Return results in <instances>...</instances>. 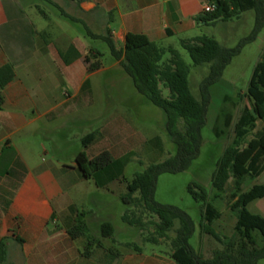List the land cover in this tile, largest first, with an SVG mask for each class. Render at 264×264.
<instances>
[{
	"label": "crops",
	"instance_id": "0c3cea01",
	"mask_svg": "<svg viewBox=\"0 0 264 264\" xmlns=\"http://www.w3.org/2000/svg\"><path fill=\"white\" fill-rule=\"evenodd\" d=\"M210 2L0 0V68L8 65L14 74L12 81L0 88V242L6 244L4 264H71L81 257L85 246L81 238L71 240L68 235L76 219L75 214H66L70 205L67 194L86 180L76 168V156L70 165L40 162V156L56 160L58 145L64 143L69 127L84 120L85 110L93 114L90 98L94 91L85 84L106 69L101 66L88 72L84 58L98 52L94 44L103 41L90 37L86 30L110 38L118 49L123 48L127 35L144 36L162 47L174 40L206 35L210 26L198 20ZM70 48L80 57L66 65L61 54ZM112 67L120 68L116 61ZM98 119L97 113L94 120ZM103 130V135L115 139V145L129 142L130 134L140 136L116 117ZM93 145L85 150L89 159L93 158L89 156ZM233 192L232 188L229 196ZM253 203L254 215L264 219V199ZM99 250L107 253L103 247ZM109 262L172 264L155 255L147 258L142 252L121 254Z\"/></svg>",
	"mask_w": 264,
	"mask_h": 264
},
{
	"label": "trees",
	"instance_id": "16d2710c",
	"mask_svg": "<svg viewBox=\"0 0 264 264\" xmlns=\"http://www.w3.org/2000/svg\"><path fill=\"white\" fill-rule=\"evenodd\" d=\"M212 1L215 4L214 11L202 13L199 23L213 26L229 22L245 12L252 11L254 27L250 35L232 49L223 47L207 35L180 41V47L188 54L191 66L186 64L177 50L161 47L148 41L144 36L127 35L123 48L118 49L110 38L94 36L87 30L86 33L107 45L110 55L131 79L137 93L162 110L166 119V134L175 147L174 154L168 159L150 165L143 172L135 174L132 181L126 183V192L120 196V201L132 210L122 216V221L139 228L141 217L137 215L136 210L140 209L156 217L154 234L160 240L169 239L168 234L177 221L179 227L170 240L169 255L175 264H258L264 260V219L251 214L247 207L257 200L264 199V184L253 185L247 191H243L241 187L245 178L257 179L264 173V126L246 142L257 121L264 124V46L261 60L253 69L245 94L250 103V110L244 109L234 124L232 141L224 148L210 181L213 190L225 193L229 179L233 180L234 192L230 195L229 210L235 217L234 235L224 241L219 239L212 227L221 218V213L211 205L204 189L190 185L188 193L201 205V235H208L221 245V249L212 252L210 259H203L189 246V240L195 233L189 216L178 208L163 206L154 201L159 176L182 173L198 158L202 144L201 131L206 124L210 104V88L220 80L232 59L241 53L243 47L253 43L264 29V0ZM65 17L69 19L68 16ZM79 57L73 48L66 54H61V59L66 65ZM100 57V53L94 52L84 58L88 72L101 68ZM191 67L208 68L207 75L198 86L199 99L190 91L188 79ZM13 77L10 66L0 68V88L5 87ZM163 91L167 93L166 97L163 96ZM223 101L226 103L230 99L225 97ZM230 123L231 116L227 114L223 125L228 128ZM214 132L217 136L216 128ZM95 138L94 133L82 138L83 151L78 153L74 160L77 170L86 180L93 173L106 169L112 163L108 151H103L91 159L86 156L85 150L93 144ZM87 231L86 223L78 218L76 224L68 231V235L71 240H77L84 237ZM100 234L105 239L111 238L113 229L109 224H104L101 226ZM156 238L149 242L156 244ZM17 241L22 243L21 240ZM92 247L93 244L86 243L84 257L92 255ZM97 248L102 249L101 245ZM134 249L135 252L141 253L138 247ZM108 253L111 259L119 257L118 253L113 254L109 250ZM6 255V244L3 240L0 242V264L6 262Z\"/></svg>",
	"mask_w": 264,
	"mask_h": 264
},
{
	"label": "rangeland",
	"instance_id": "374dc122",
	"mask_svg": "<svg viewBox=\"0 0 264 264\" xmlns=\"http://www.w3.org/2000/svg\"><path fill=\"white\" fill-rule=\"evenodd\" d=\"M217 24L220 25L207 27L204 33L223 47L232 49L250 35L254 27V14L248 11L229 22ZM263 46L264 29L253 43L243 47L241 53L232 59L220 80L210 88V104L207 109L206 124L201 131L202 144L198 158L188 170L176 175L163 174L157 179L154 201L163 206L178 208L189 216L195 228L189 246L203 259H210L212 252L221 249V245L214 238L201 235V205L188 193V187L197 185L204 189L211 205L221 213V218L212 227L213 231L221 241L230 239L234 235L235 224V217L229 210L231 202L229 193L233 188V180L231 179L227 184L226 193L213 190L210 181L224 148L232 141L234 124L244 109L250 110V103L245 94L253 69L261 60ZM94 47L101 54L99 60L106 71L92 78L86 85V88L92 87L94 91L90 98L93 106L90 110H93V114H86L88 111L85 110L84 120L78 119L76 125L69 127L64 143L58 145L60 153L57 154L56 160H53L54 156L43 154L40 156V162L57 161L60 164L70 165L73 158L83 151L80 139L94 133L96 138L89 156L94 157L103 151H110L112 157V163L106 169L93 173L89 179L67 194L70 205L66 214H75L76 222L80 218L88 224L87 234L81 238L85 243L84 248L80 250L81 257H77L71 264H110L111 255L108 250L113 254L127 256L137 254L135 247H138L147 258L155 255L175 264L169 257L170 240L174 237L179 223L174 222L168 234L169 239H157L154 234L156 217L139 209L136 213L141 217V226L139 228L129 226L122 221V216L132 209L120 201V196L126 192V183L132 181L135 174L143 172L150 165L165 161L174 154L175 147L165 131V115L162 110L137 93L131 79L121 68L112 67L115 60L105 43L95 42ZM162 47L177 50L186 64L192 65L188 54L181 49L179 40ZM207 69V67H191L189 87L192 95L197 99H199L198 86L207 75ZM163 96H167L165 91ZM225 97L230 101L224 103ZM97 113L99 119L94 120ZM227 114L231 116L228 128L223 125ZM112 117L121 120L127 130L139 134L140 139L130 134L129 142L115 145V139L103 135V127ZM263 126L261 121H257L255 129L248 135L246 142L261 131ZM215 128L217 136L214 132ZM45 147L48 149L49 145L45 144ZM255 183L263 184L264 174L253 183L244 181L242 190L247 191ZM255 206L256 203H252L247 210L251 214H256ZM104 224H109L113 229L111 238L105 239L101 236V226ZM58 226L61 227V223H58ZM152 238L157 239L156 244L149 242ZM86 243L93 244L90 257L83 256ZM98 245L106 249L107 253L99 250ZM258 264H264V260Z\"/></svg>",
	"mask_w": 264,
	"mask_h": 264
},
{
	"label": "built area",
	"instance_id": "2783aa9c",
	"mask_svg": "<svg viewBox=\"0 0 264 264\" xmlns=\"http://www.w3.org/2000/svg\"><path fill=\"white\" fill-rule=\"evenodd\" d=\"M214 9H215V4L212 1L203 7L202 13H211L214 11Z\"/></svg>",
	"mask_w": 264,
	"mask_h": 264
}]
</instances>
